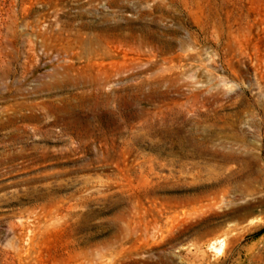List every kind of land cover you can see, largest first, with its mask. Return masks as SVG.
<instances>
[{
  "label": "rangeland",
  "instance_id": "1",
  "mask_svg": "<svg viewBox=\"0 0 264 264\" xmlns=\"http://www.w3.org/2000/svg\"><path fill=\"white\" fill-rule=\"evenodd\" d=\"M264 0H0V264H264Z\"/></svg>",
  "mask_w": 264,
  "mask_h": 264
},
{
  "label": "trees",
  "instance_id": "2",
  "mask_svg": "<svg viewBox=\"0 0 264 264\" xmlns=\"http://www.w3.org/2000/svg\"><path fill=\"white\" fill-rule=\"evenodd\" d=\"M262 232H264V229L262 230Z\"/></svg>",
  "mask_w": 264,
  "mask_h": 264
}]
</instances>
